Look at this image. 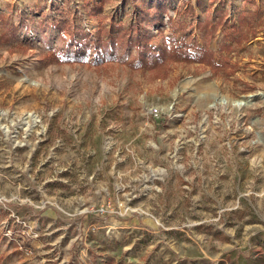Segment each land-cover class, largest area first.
Masks as SVG:
<instances>
[{
  "label": "rangeland",
  "instance_id": "rangeland-1",
  "mask_svg": "<svg viewBox=\"0 0 264 264\" xmlns=\"http://www.w3.org/2000/svg\"><path fill=\"white\" fill-rule=\"evenodd\" d=\"M124 1L0 0V264H264V0H174L161 70L78 43Z\"/></svg>",
  "mask_w": 264,
  "mask_h": 264
},
{
  "label": "trees",
  "instance_id": "trees-1",
  "mask_svg": "<svg viewBox=\"0 0 264 264\" xmlns=\"http://www.w3.org/2000/svg\"><path fill=\"white\" fill-rule=\"evenodd\" d=\"M174 0H125L124 3L130 4V12L133 14L126 27L123 24L104 25L98 27L94 34L80 30L82 34L81 40L78 42L87 52L89 49L95 48L100 54L104 63H110L117 59L116 52L119 48L122 50H134V55L131 56L129 63H137L143 65L148 70H161L167 67L170 62H197L200 64L210 65L213 63L214 52L207 46L200 47L194 40L189 42L185 40V35L176 38L173 35L171 38L163 36L162 41L155 43L154 35L150 34L149 27L163 25L162 16L167 14L168 7ZM94 6V9L101 10V6ZM199 5V2H197ZM185 13L188 15L195 14V9L192 5L188 4L185 8ZM168 20H172L167 16ZM220 21V19H218ZM217 23V22H216ZM198 20L196 25H200ZM63 26L68 27L69 36L66 38L64 34H60L62 43L69 46L76 42V33L70 28L68 20L57 21L56 27L59 32ZM216 27H210L204 30L205 35L212 36ZM157 32H161L157 28ZM78 33V32H77ZM228 46V45H227ZM53 58L54 54H49Z\"/></svg>",
  "mask_w": 264,
  "mask_h": 264
},
{
  "label": "bare ground",
  "instance_id": "bare-ground-1",
  "mask_svg": "<svg viewBox=\"0 0 264 264\" xmlns=\"http://www.w3.org/2000/svg\"><path fill=\"white\" fill-rule=\"evenodd\" d=\"M250 98L251 97L248 96V97H246L244 99H241V100H227L226 98L221 97L218 100V102L221 103V104H230L234 108H240V107H243V106L247 105ZM212 104H210V105H212ZM168 108H169V106H167L165 109H168Z\"/></svg>",
  "mask_w": 264,
  "mask_h": 264
},
{
  "label": "built area",
  "instance_id": "built-area-1",
  "mask_svg": "<svg viewBox=\"0 0 264 264\" xmlns=\"http://www.w3.org/2000/svg\"><path fill=\"white\" fill-rule=\"evenodd\" d=\"M148 113L151 116L158 118L162 114V109L159 107H152L148 110Z\"/></svg>",
  "mask_w": 264,
  "mask_h": 264
}]
</instances>
